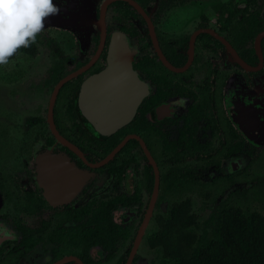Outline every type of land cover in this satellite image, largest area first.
I'll return each mask as SVG.
<instances>
[{"label":"flooded vegetation","instance_id":"1","mask_svg":"<svg viewBox=\"0 0 264 264\" xmlns=\"http://www.w3.org/2000/svg\"><path fill=\"white\" fill-rule=\"evenodd\" d=\"M132 1L143 13L106 6L102 41L106 0H54L44 27L70 38L39 33L14 60L30 66L1 93L0 264H157L148 239L174 204L211 218L264 189V0ZM117 34L140 103L104 135L87 115Z\"/></svg>","mask_w":264,"mask_h":264},{"label":"trees","instance_id":"2","mask_svg":"<svg viewBox=\"0 0 264 264\" xmlns=\"http://www.w3.org/2000/svg\"><path fill=\"white\" fill-rule=\"evenodd\" d=\"M150 1L154 0H144V5ZM186 1L166 6H180ZM39 42L37 35L34 43L18 49L7 63L36 55ZM168 216L160 220L158 233L148 239L150 247L158 250L157 264H264V214L229 208L204 219L192 211L187 200L174 204ZM100 227L101 233L108 229L104 222Z\"/></svg>","mask_w":264,"mask_h":264},{"label":"water","instance_id":"3","mask_svg":"<svg viewBox=\"0 0 264 264\" xmlns=\"http://www.w3.org/2000/svg\"><path fill=\"white\" fill-rule=\"evenodd\" d=\"M113 1L116 0H106L103 6L101 18V30L103 33L102 41L105 39L103 15L106 6ZM125 1L130 2L133 6H135L139 11L142 12L136 2L132 0ZM150 28L152 30L151 25ZM124 38L125 37L122 34H117L113 37L111 44L112 46L110 47L109 52L110 65L97 78H95L93 82L94 86L97 87V83L99 84L101 80H108L112 77V79L114 80V78L116 77L114 81L112 80L113 83L109 84L110 86H108V94L106 93V95L102 97L104 98V101L101 102L103 108H99L98 100H96L94 102L95 105L91 106L90 109H88V125L93 128V131L95 130V132L98 131L100 133H104V135L113 133L115 130L130 121L136 113L138 104L140 103V97H136L135 94V90L140 82V79L133 69L132 63H130L132 53L127 50V44L125 43ZM101 45H103V42ZM116 67L118 69H116ZM115 70L117 71V73L112 74V72ZM75 75L76 74L64 79L61 84H59V86H61L66 80ZM144 93L146 92H143L142 95H144ZM124 144L125 141H123L119 145V147L113 153H111L110 156H108L107 160L111 159L114 156L115 152L118 151ZM156 187H158V185Z\"/></svg>","mask_w":264,"mask_h":264},{"label":"clouds","instance_id":"4","mask_svg":"<svg viewBox=\"0 0 264 264\" xmlns=\"http://www.w3.org/2000/svg\"><path fill=\"white\" fill-rule=\"evenodd\" d=\"M59 11L54 0H0V65L34 43L45 19Z\"/></svg>","mask_w":264,"mask_h":264},{"label":"rangeland","instance_id":"5","mask_svg":"<svg viewBox=\"0 0 264 264\" xmlns=\"http://www.w3.org/2000/svg\"><path fill=\"white\" fill-rule=\"evenodd\" d=\"M187 11H190V10L187 9ZM181 15H178L179 20H181ZM108 23H111L114 28H118V26H119V24L114 23V21H111L109 19H108ZM91 26H92V24H90V27ZM48 28H49V26L43 27V29L41 30L40 33H43V34H45V32L52 33L53 35L58 37L57 39H59L61 42L64 39H66V38H70L69 36H64L63 35L65 33H67L66 31L68 30L67 28H65L63 26H58L57 28H55L56 31H54V32L50 31V29H48ZM91 29H89V30L91 31ZM115 31H117V30L115 29ZM80 35H81L82 38L89 37V35H85V34H80ZM77 37H78V33H77L76 37L74 36L73 38L77 39ZM72 47H73V45H72ZM47 57L49 58V53L46 52V50L41 52L40 55H39V58H38L39 60L36 63L37 67H35V68L39 69L41 67V64L45 63V61H47L46 60ZM29 66H30V62L29 61H25L24 63H20L19 65H18L17 61H11V62H9V63H7L5 65H1L0 66V86H1L0 87V104H4V102L2 101V98H1V93L5 91L6 93H3V96H5V97L8 96V93H7V91L9 90L8 81H11L12 76L14 75V73L17 75L18 71H20L22 67H24L25 69L29 70ZM6 78H8V81L6 80ZM243 197L244 198H238L237 199L241 203V208H242L243 212H246V211H259L260 213L264 214V189L259 190V188H257L255 190H253V192L250 193L249 197H246L244 195H243ZM203 213L205 214V216H203L202 218H206L207 217L206 216L207 212L204 211ZM157 257H158V255H157ZM150 258H152V257H150Z\"/></svg>","mask_w":264,"mask_h":264},{"label":"bare ground","instance_id":"6","mask_svg":"<svg viewBox=\"0 0 264 264\" xmlns=\"http://www.w3.org/2000/svg\"><path fill=\"white\" fill-rule=\"evenodd\" d=\"M122 61V60H121ZM116 69H118L117 67H116ZM115 73H117V71L115 70V71H113L112 72V74H115ZM113 78V77H112ZM112 78H109L108 80H101L100 81V83L98 84L97 83V86L98 85H106V84H111V83H113V81L115 80V78H114V80L112 79ZM113 80V81H112ZM117 83H118V81H117ZM108 86H110V85H108ZM106 93L108 94V90L105 92V95H106ZM96 95H97V93H96ZM104 95V96H105ZM113 95V94H112ZM96 100H98V104H99V108H103V105L101 104V102H103L104 101V98H99V99H96ZM130 104V103H129ZM105 105V104H104Z\"/></svg>","mask_w":264,"mask_h":264}]
</instances>
